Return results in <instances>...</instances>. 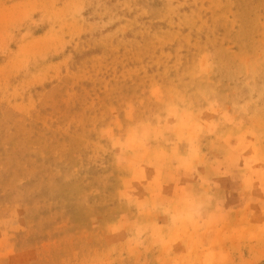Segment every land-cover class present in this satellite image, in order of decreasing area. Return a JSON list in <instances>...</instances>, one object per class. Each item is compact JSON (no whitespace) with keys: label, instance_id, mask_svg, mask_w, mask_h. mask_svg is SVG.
<instances>
[{"label":"rangeland","instance_id":"obj_1","mask_svg":"<svg viewBox=\"0 0 264 264\" xmlns=\"http://www.w3.org/2000/svg\"><path fill=\"white\" fill-rule=\"evenodd\" d=\"M264 262V0H0V264Z\"/></svg>","mask_w":264,"mask_h":264},{"label":"trees","instance_id":"obj_2","mask_svg":"<svg viewBox=\"0 0 264 264\" xmlns=\"http://www.w3.org/2000/svg\"><path fill=\"white\" fill-rule=\"evenodd\" d=\"M261 264H264V262H262Z\"/></svg>","mask_w":264,"mask_h":264}]
</instances>
